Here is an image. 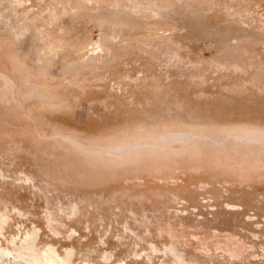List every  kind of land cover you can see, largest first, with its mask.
Segmentation results:
<instances>
[{"label": "rangeland", "instance_id": "1", "mask_svg": "<svg viewBox=\"0 0 264 264\" xmlns=\"http://www.w3.org/2000/svg\"><path fill=\"white\" fill-rule=\"evenodd\" d=\"M261 134L264 0H0V264H264Z\"/></svg>", "mask_w": 264, "mask_h": 264}, {"label": "bare ground", "instance_id": "2", "mask_svg": "<svg viewBox=\"0 0 264 264\" xmlns=\"http://www.w3.org/2000/svg\"><path fill=\"white\" fill-rule=\"evenodd\" d=\"M261 136V138L262 137H264V134H261L260 135ZM179 138H181V137H178L177 139H179ZM170 141L172 140V138L171 139H169ZM168 141V140H167ZM166 141V142H167ZM17 257V256H16ZM30 263V262H29ZM13 264H27L26 262L24 263V262H21L20 260H17L15 257H14V259H13Z\"/></svg>", "mask_w": 264, "mask_h": 264}]
</instances>
